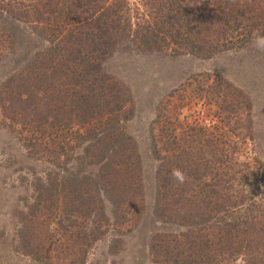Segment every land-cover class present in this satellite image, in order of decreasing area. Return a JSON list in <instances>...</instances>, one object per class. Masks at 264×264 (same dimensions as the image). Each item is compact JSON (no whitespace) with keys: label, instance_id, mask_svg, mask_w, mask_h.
Returning a JSON list of instances; mask_svg holds the SVG:
<instances>
[{"label":"trees","instance_id":"1","mask_svg":"<svg viewBox=\"0 0 264 264\" xmlns=\"http://www.w3.org/2000/svg\"><path fill=\"white\" fill-rule=\"evenodd\" d=\"M261 38L264 0H0V62L11 64L0 102L10 100L15 118L41 116L44 99L61 100L67 110L62 107L52 118L73 120L77 146L82 145L75 153L77 170L33 177V201L20 214H36L48 195L63 192L71 198L66 206L92 211L90 230L87 223L77 227L79 220L72 225L76 237L90 244L103 236L101 221L109 223L104 198L119 224L142 196L141 156L126 128L133 97L124 80L106 70L109 58L169 50L208 59ZM34 39L42 45L31 49ZM219 86L216 81L212 91L218 93ZM173 129L159 146L150 127L156 161L152 219L178 229L154 232L149 249L154 263L264 264V163L254 158L260 170H253V161L237 159L232 172L220 158L207 156L221 150L209 136L192 146L184 139L177 143ZM26 140L31 148L42 141ZM174 170L182 176L174 177Z\"/></svg>","mask_w":264,"mask_h":264},{"label":"rangeland","instance_id":"2","mask_svg":"<svg viewBox=\"0 0 264 264\" xmlns=\"http://www.w3.org/2000/svg\"><path fill=\"white\" fill-rule=\"evenodd\" d=\"M34 40L31 49L42 45ZM257 41L264 48L261 38L246 48L208 59L172 55L169 50L129 51L105 62L106 70L124 80L133 97L134 115L126 128L140 152L143 187L142 196H136L119 224L103 197L109 223L101 221L103 236L90 244L88 239L76 237L72 225L79 220L77 227L87 223L90 230L92 211L66 206L71 198H63V192L48 195L36 214L26 218L20 214L27 212L33 201L34 176L45 178L46 173L66 175L67 169L77 170L75 153L82 148L77 146L78 127L69 118H52L64 103L44 99L41 116L28 113L12 118L10 100L4 98L0 102V264H155L149 250L152 235L178 229L152 219L156 161L150 151V127L159 146L169 139L174 127L177 143L184 139L185 144L197 146L209 136L223 151L207 156L220 158L232 172L237 159L253 161V170H260L259 163H264V50L255 46ZM10 65L0 62V86L11 71ZM216 81L225 90L219 86L218 93L212 91ZM48 115L50 120H44ZM32 137H41L40 147L31 148L26 139ZM258 185L254 183V190ZM19 230L24 237L20 238Z\"/></svg>","mask_w":264,"mask_h":264},{"label":"clouds","instance_id":"3","mask_svg":"<svg viewBox=\"0 0 264 264\" xmlns=\"http://www.w3.org/2000/svg\"><path fill=\"white\" fill-rule=\"evenodd\" d=\"M255 46H256L258 49H260V50H264V48H261V45H260V42H259V41L256 42ZM173 176L179 178V177L182 176V174L179 173L178 170H174V171H173Z\"/></svg>","mask_w":264,"mask_h":264}]
</instances>
